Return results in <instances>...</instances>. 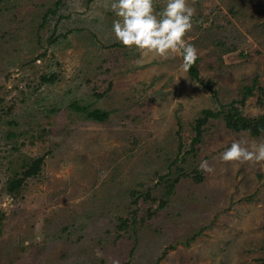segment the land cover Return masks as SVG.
Instances as JSON below:
<instances>
[{
    "label": "rangeland",
    "instance_id": "rangeland-1",
    "mask_svg": "<svg viewBox=\"0 0 264 264\" xmlns=\"http://www.w3.org/2000/svg\"><path fill=\"white\" fill-rule=\"evenodd\" d=\"M56 1L0 0V264H260L264 162L220 155L233 140L264 141L222 120L231 105L245 118L264 113V0H188L197 82L178 54L117 42L113 0ZM201 110L221 113L186 152ZM40 156L38 173L7 194Z\"/></svg>",
    "mask_w": 264,
    "mask_h": 264
},
{
    "label": "clouds",
    "instance_id": "clouds-1",
    "mask_svg": "<svg viewBox=\"0 0 264 264\" xmlns=\"http://www.w3.org/2000/svg\"><path fill=\"white\" fill-rule=\"evenodd\" d=\"M156 0H113L110 10L117 19L112 23V33L117 42L125 48H135L143 56L162 59L182 57V66L187 70L198 59V49L185 37L193 28L195 8L188 0H165L160 11ZM223 162L256 164L264 162V141L248 142L233 140L220 155ZM199 169L212 173L214 168L207 160L199 163ZM111 264H120L112 258Z\"/></svg>",
    "mask_w": 264,
    "mask_h": 264
},
{
    "label": "trees",
    "instance_id": "trees-1",
    "mask_svg": "<svg viewBox=\"0 0 264 264\" xmlns=\"http://www.w3.org/2000/svg\"><path fill=\"white\" fill-rule=\"evenodd\" d=\"M59 0L56 1L55 7L59 5ZM49 14H53L54 10L48 11ZM182 58V57H181ZM188 74L190 77H192L196 82L198 81L197 77V71L194 67V64L187 69ZM53 77L50 76L48 78H42L41 80L43 82H50ZM255 88V83L253 82L251 86L249 87H243L242 88V94L241 98L239 99L238 104L243 105V102L251 97L252 91ZM258 92L263 93V91L260 88H256ZM70 108H72L74 111L78 113H82L83 117L87 120H91L94 122L102 123L107 119L108 113L102 112L97 109L89 110L87 107L78 106L75 103L70 104ZM219 112H212L210 110H201L200 115L201 117L197 118L194 122V126L192 128L194 132V136L189 141L190 149L186 152H192V146L197 144L200 141V137L203 132V126L207 123L209 119H215L220 115ZM222 120L224 123V126L226 129L232 131V132H247L250 137L256 138L263 136L264 137V113L261 115H257L253 118H245L242 117L240 112L237 110L236 107H233L232 105L228 108L227 111H225L222 114ZM10 135V134H9ZM7 135V136H9ZM180 146V144H179ZM43 161V156L37 157L33 160H28L26 163H22L20 166V172L14 173L8 181H6L5 184V191L7 194H13L22 184V182L29 177H32L36 175L39 171V167L41 165V162ZM19 174V175H17ZM179 177H176L172 179L171 181H167L165 183V197L169 195L173 189V186L176 182H178ZM193 178V181L195 183H199L202 178L199 176L198 173L195 172V175ZM158 180H161V177L158 178ZM148 195H145V199H147ZM133 203H136V200L133 201ZM166 204V200L162 201L160 203V207L164 206ZM125 226V221L121 223L120 226H118V229H121ZM260 264H264V260H260Z\"/></svg>",
    "mask_w": 264,
    "mask_h": 264
}]
</instances>
